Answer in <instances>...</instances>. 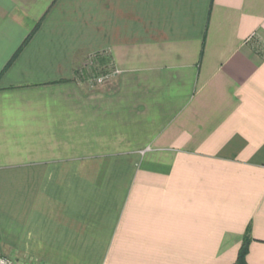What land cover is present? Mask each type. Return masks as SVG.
I'll list each match as a JSON object with an SVG mask.
<instances>
[{"label":"crops","instance_id":"crops-1","mask_svg":"<svg viewBox=\"0 0 264 264\" xmlns=\"http://www.w3.org/2000/svg\"><path fill=\"white\" fill-rule=\"evenodd\" d=\"M246 231L264 264V0H0V256L233 264Z\"/></svg>","mask_w":264,"mask_h":264},{"label":"trees","instance_id":"trees-1","mask_svg":"<svg viewBox=\"0 0 264 264\" xmlns=\"http://www.w3.org/2000/svg\"><path fill=\"white\" fill-rule=\"evenodd\" d=\"M31 34L32 32L25 38L22 45L30 38ZM16 54L17 52L13 57H15ZM86 58L90 59V63H84L80 67L76 68L74 70V78L84 81L92 87L106 83L104 79L108 78V74L113 70V63L109 55L103 52H96L87 55ZM101 77L102 79L99 80ZM251 239L252 238L250 237L249 232L246 231L238 249L236 260L233 264H247L246 254L248 252V245Z\"/></svg>","mask_w":264,"mask_h":264},{"label":"built area","instance_id":"built-area-1","mask_svg":"<svg viewBox=\"0 0 264 264\" xmlns=\"http://www.w3.org/2000/svg\"><path fill=\"white\" fill-rule=\"evenodd\" d=\"M101 78H99V80H101ZM0 264H13V261L12 259H9L7 257H3V256H0Z\"/></svg>","mask_w":264,"mask_h":264},{"label":"rangeland","instance_id":"rangeland-1","mask_svg":"<svg viewBox=\"0 0 264 264\" xmlns=\"http://www.w3.org/2000/svg\"><path fill=\"white\" fill-rule=\"evenodd\" d=\"M82 61H83L82 64H84V63H86V64L90 63V59H89V58H86V59H84V60H82Z\"/></svg>","mask_w":264,"mask_h":264}]
</instances>
